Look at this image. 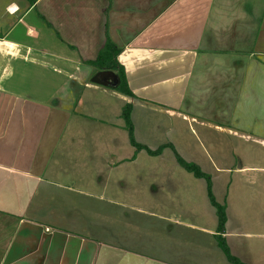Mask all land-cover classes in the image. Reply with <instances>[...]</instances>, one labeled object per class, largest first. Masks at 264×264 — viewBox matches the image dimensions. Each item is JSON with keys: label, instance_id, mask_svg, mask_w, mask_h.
Masks as SVG:
<instances>
[{"label": "crops", "instance_id": "0c3cea01", "mask_svg": "<svg viewBox=\"0 0 264 264\" xmlns=\"http://www.w3.org/2000/svg\"><path fill=\"white\" fill-rule=\"evenodd\" d=\"M107 36L133 97L86 63ZM126 104L131 117L139 106L195 121L208 142L226 135L264 145V0H0V264H231L216 231L187 248L161 235L154 251L117 232L103 237L97 208L111 200L41 177L60 175L71 157L135 161V146L124 155L114 146ZM236 157L224 173L258 169L235 167ZM72 172L93 168L79 162ZM55 185L76 197L47 199Z\"/></svg>", "mask_w": 264, "mask_h": 264}, {"label": "rangeland", "instance_id": "374dc122", "mask_svg": "<svg viewBox=\"0 0 264 264\" xmlns=\"http://www.w3.org/2000/svg\"><path fill=\"white\" fill-rule=\"evenodd\" d=\"M132 122L136 141L153 151L161 150L160 153L149 155L147 150L139 149L135 153V161L117 162L114 167L106 161L107 167L103 164L105 154L95 158L88 155L87 159L78 162V158L71 157L60 166V175L42 174L41 177L94 195L101 192L104 199L111 200H105L102 207L97 208L98 218L104 219L100 223L104 232L98 231L103 237L109 233L115 238L112 234L117 232L120 239H131L130 243L137 251H145V247H151L149 251H154L155 245L158 250L160 236L165 234L176 238L186 248L193 243L197 247V243L201 245L213 240L214 237L209 236L208 232L216 231L218 218L210 203L205 181L195 177L177 162L174 150L169 145L171 143L185 160L198 163L210 174L216 200L226 205L225 236L228 237L226 240L232 248V254L246 264H264V145L226 135L214 136V142H208L207 136L195 125V121L139 106L133 108ZM124 126L118 133L119 142L114 145L123 155L136 150ZM103 130L105 133L109 131ZM87 145L88 148L91 144ZM66 150V143H63L59 157ZM234 150L238 157L233 155ZM234 157L235 167L243 164L246 168L258 169L241 173L234 171L233 175L224 173ZM94 160L98 161L92 165ZM57 161L59 159L54 155L52 166ZM112 161L115 162L114 159ZM79 162L88 169L93 168V172L88 173L86 178L81 175L73 178L72 169L79 168ZM99 183L100 187L96 188ZM53 193V196L46 198L60 201L59 197L67 200L76 197L67 188L58 190L57 185ZM80 198L84 199L82 196ZM86 198L91 200L90 196ZM112 217H118V223L110 224L109 219ZM98 224L97 227H100ZM131 234L137 238H131Z\"/></svg>", "mask_w": 264, "mask_h": 264}, {"label": "trees", "instance_id": "16d2710c", "mask_svg": "<svg viewBox=\"0 0 264 264\" xmlns=\"http://www.w3.org/2000/svg\"><path fill=\"white\" fill-rule=\"evenodd\" d=\"M121 49L111 40L109 36H107V40L105 42L104 47L99 52L97 58L94 60L87 61L88 65H91L97 70L101 71H108L111 72L113 78L117 81L116 87H113L120 93L133 97L134 94L128 86V82L126 79V72L124 67L118 62L117 56L120 53ZM105 85L104 83H102ZM106 86V85H105ZM131 104H126L123 109L122 117L125 121L126 128L129 133L131 143L139 150L145 149L151 155H155L156 153H160L161 150L158 152L155 150L148 149L145 145L136 141L134 136V126L131 117ZM172 149L174 150L177 162L185 168L187 171L192 173L197 178H202L206 180L207 183V194L210 200L211 205L215 208L217 218H218V225L216 230V239L218 243V247L223 251L227 260L231 264H246L242 260H240L237 256L233 255L231 249L226 241L225 233H226V223H227V213H226V205L219 203L215 195L213 193V186L211 178L208 174L203 172L201 167L194 162H190L185 160L181 155H179L172 144H169ZM168 146V144H167ZM162 149V148H161Z\"/></svg>", "mask_w": 264, "mask_h": 264}, {"label": "water", "instance_id": "95a60500", "mask_svg": "<svg viewBox=\"0 0 264 264\" xmlns=\"http://www.w3.org/2000/svg\"><path fill=\"white\" fill-rule=\"evenodd\" d=\"M112 75V74H111ZM107 76V74H105ZM110 86L116 87L117 81L113 78V82L109 84Z\"/></svg>", "mask_w": 264, "mask_h": 264}]
</instances>
